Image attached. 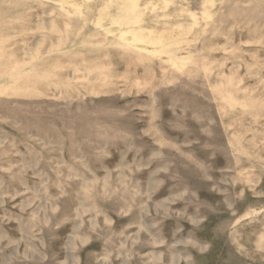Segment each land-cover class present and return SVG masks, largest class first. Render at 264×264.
I'll use <instances>...</instances> for the list:
<instances>
[{"label": "rangeland", "instance_id": "1", "mask_svg": "<svg viewBox=\"0 0 264 264\" xmlns=\"http://www.w3.org/2000/svg\"><path fill=\"white\" fill-rule=\"evenodd\" d=\"M0 264H264V0H0Z\"/></svg>", "mask_w": 264, "mask_h": 264}]
</instances>
